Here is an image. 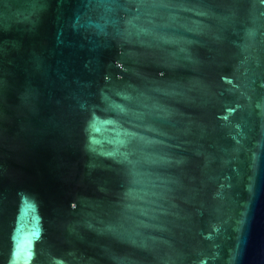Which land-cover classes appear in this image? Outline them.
<instances>
[{
	"label": "water",
	"instance_id": "water-1",
	"mask_svg": "<svg viewBox=\"0 0 264 264\" xmlns=\"http://www.w3.org/2000/svg\"><path fill=\"white\" fill-rule=\"evenodd\" d=\"M0 264H264V0H0Z\"/></svg>",
	"mask_w": 264,
	"mask_h": 264
},
{
	"label": "snow or ice",
	"instance_id": "snow-or-ice-1",
	"mask_svg": "<svg viewBox=\"0 0 264 264\" xmlns=\"http://www.w3.org/2000/svg\"><path fill=\"white\" fill-rule=\"evenodd\" d=\"M96 2H98V3H104L105 0H96Z\"/></svg>",
	"mask_w": 264,
	"mask_h": 264
}]
</instances>
